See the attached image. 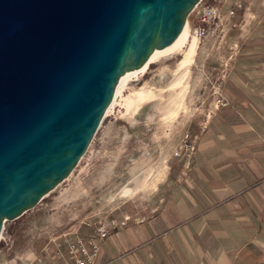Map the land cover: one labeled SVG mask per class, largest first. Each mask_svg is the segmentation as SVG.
Instances as JSON below:
<instances>
[{
	"label": "water",
	"instance_id": "1",
	"mask_svg": "<svg viewBox=\"0 0 264 264\" xmlns=\"http://www.w3.org/2000/svg\"><path fill=\"white\" fill-rule=\"evenodd\" d=\"M201 0H0V237L65 181L125 71Z\"/></svg>",
	"mask_w": 264,
	"mask_h": 264
},
{
	"label": "rangeland",
	"instance_id": "2",
	"mask_svg": "<svg viewBox=\"0 0 264 264\" xmlns=\"http://www.w3.org/2000/svg\"><path fill=\"white\" fill-rule=\"evenodd\" d=\"M204 3L221 13L208 37H195L197 14L191 12L184 43L126 82L71 175L33 209L4 223L0 264H35L59 245L64 251L79 236H92L95 227L110 234L163 203L167 184L189 166L211 116L229 105L223 88L238 51L264 28V0ZM235 3L241 7L228 18ZM217 88L225 107L215 108Z\"/></svg>",
	"mask_w": 264,
	"mask_h": 264
},
{
	"label": "crops",
	"instance_id": "3",
	"mask_svg": "<svg viewBox=\"0 0 264 264\" xmlns=\"http://www.w3.org/2000/svg\"><path fill=\"white\" fill-rule=\"evenodd\" d=\"M216 111L165 200L99 242L95 264H264V28L238 51Z\"/></svg>",
	"mask_w": 264,
	"mask_h": 264
},
{
	"label": "built area",
	"instance_id": "4",
	"mask_svg": "<svg viewBox=\"0 0 264 264\" xmlns=\"http://www.w3.org/2000/svg\"><path fill=\"white\" fill-rule=\"evenodd\" d=\"M240 7V3H235L234 9L229 10L226 16L228 18L234 17L235 9ZM193 11L197 14L196 20L198 22V25L194 29L195 37H197V39L207 38L211 32L210 25L215 22L216 19L220 18L221 13L217 7L204 3V0L197 4ZM216 93L215 108L225 107L227 105L226 98H223L218 88ZM187 148L193 150V147L185 142V149L187 150ZM178 154L179 152L176 153V155ZM94 230L95 234L92 236H79L76 242H68L64 251L59 248L61 247L60 245L57 246L52 257H49V255L39 256L35 264H93L94 257L99 249L98 242L102 241V239L106 238L109 234L108 229L103 225L95 227Z\"/></svg>",
	"mask_w": 264,
	"mask_h": 264
},
{
	"label": "bare ground",
	"instance_id": "5",
	"mask_svg": "<svg viewBox=\"0 0 264 264\" xmlns=\"http://www.w3.org/2000/svg\"><path fill=\"white\" fill-rule=\"evenodd\" d=\"M189 30L190 29L188 28V22H186V24L183 27V30L180 32V35L172 42V44L166 46L163 49H155V50H153L151 55L148 57L149 59L146 61V63H144L137 70L125 71L124 72V75H122L120 77V79H119V81H118V83L116 85V90H115L114 95L112 97L111 104L107 108V110L105 111L104 116H106L108 114V112L111 111V109L113 108V106H114V104L116 102L115 101L116 97L121 93V91L124 88V85L126 84V82L132 81L134 78H136L138 73L142 74V73L147 72L146 70L149 68V66L153 62H155L158 58H161V57H163L165 55L170 54L174 49H176L177 47L181 46L184 43L185 37L188 35ZM191 52H192V48L186 52V54L184 55L185 58L182 61L183 64L189 61V59L191 58Z\"/></svg>",
	"mask_w": 264,
	"mask_h": 264
}]
</instances>
